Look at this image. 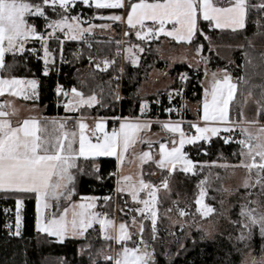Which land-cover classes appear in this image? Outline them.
Returning <instances> with one entry per match:
<instances>
[{"label": "trees", "instance_id": "16d2710c", "mask_svg": "<svg viewBox=\"0 0 264 264\" xmlns=\"http://www.w3.org/2000/svg\"><path fill=\"white\" fill-rule=\"evenodd\" d=\"M133 0H127L128 5ZM33 4L42 0H31ZM80 1H77L79 3ZM218 4L227 5L228 0H216ZM250 5L244 29L233 31L231 29H219L211 27L208 21L198 20V30L191 42H180L182 45H190L193 48L201 46L200 54L207 59L210 68L225 67L230 76L237 83L235 99L230 102L229 116L231 119H241L238 115L242 113L244 106V95L251 92L252 101L248 105L256 112L254 117L245 118L264 122V111L257 112L260 106L257 101L262 99L264 89V61L260 53L264 52V12L259 11L251 5L259 4L261 0H247ZM95 8V9H94ZM91 8L75 5L62 9L59 6L53 11L46 7L45 14L50 18L61 16H72L78 12L82 16L92 17L93 11L106 13L117 11L121 8ZM79 16V17H82ZM28 23L36 27L37 32L43 30L44 18L27 16ZM117 29L119 23H113ZM137 43L142 46L139 61L131 65L129 61H123L121 71L119 70V57L116 51L119 48L117 37H90L89 42L85 39L58 38L49 40V48L52 49L53 61L48 63L49 72L44 74V64L40 57L32 56L28 51L13 55L6 54L5 66L0 68V75L4 77L20 76L35 77L38 80L37 96L28 100L41 108L45 117L39 120L40 126H45L51 131V121L56 119L52 116L71 115L76 116H120L136 117L142 100L149 103L146 116L150 118H177L193 119L187 103H196L202 96V77L204 70L202 65L190 66L184 62H178L167 68V62L158 54L162 36L155 40L138 39L130 30ZM88 39V38H87ZM170 45H179L170 41ZM212 44L215 48H210ZM35 45L34 41L25 45L26 49ZM225 53L229 59L221 56ZM110 61L104 68L103 62ZM249 61H251L249 63ZM173 77L170 86L154 91L153 93H140L142 81L147 79L153 69H165ZM120 73V75H118ZM185 74V81L179 80L180 74ZM243 77L247 83L240 82ZM60 85L63 91H56ZM76 88L83 95L94 94L97 98L95 105L79 107L74 112L67 113L63 110V102L66 100L64 92ZM171 93V97L170 94ZM119 97V98H117ZM170 109L171 111H166ZM198 111V106L196 112ZM246 114V113H245ZM253 115V113H252ZM249 116V115H247ZM72 124L67 128L68 132H76V121L70 120ZM110 121L107 122L108 126ZM156 125L153 124L152 128ZM239 135H232L228 143L225 136L219 133L211 136L208 140H198L185 146L184 151L194 162L192 172L185 173L175 167L170 173L165 169H157L158 175L145 176L151 182L167 179V189L159 187L157 191L156 210L158 212L156 221L155 238H153L150 220L146 217L137 216L143 224L141 234L142 245L147 251L153 253L155 264H238L242 252L251 247L258 251L264 244L258 228L253 229L251 239L240 243L236 237L241 231L240 221L241 205L248 207H259L251 204V201H264V192L256 185V194L247 195V200L239 202L236 200L228 211L226 221L221 225L219 232L202 239L203 230L195 228L194 222L179 228L178 225L169 226L167 212L170 210L183 209L189 215L184 216L187 220L190 216L196 218L198 213L195 209V198L201 188L200 181L206 179L203 185L206 195L205 202L214 207L215 212L209 218L220 214L222 205L219 202L223 195V188L217 177L210 173L211 162L223 161L237 163L240 161L238 141ZM75 148L77 150V139L75 136ZM235 153V155H234ZM76 167L71 171L75 177L74 191L70 200L63 198L59 201L58 209L67 205L70 201L77 199L80 195H97L96 209L101 210L106 217L113 218L116 205L134 207V204L124 192H115V169L116 160L113 157H80L75 158ZM149 165V164H147ZM210 165V166H209ZM145 166V165H144ZM143 166V167H144ZM213 167V166H212ZM216 168V169H215ZM214 170H220L215 167ZM210 172V173H209ZM214 172V171H213ZM99 177V179H98ZM259 197L254 198V196ZM108 199H103V197ZM116 196V197H114ZM23 201L21 235H9V229L5 227L6 222H14L15 201ZM116 198V199H115ZM35 194L20 192L0 191V264H113L111 257L105 253L113 246L112 239H106L100 234L98 225L86 230L83 237H66L62 241L56 240L47 233H42L35 228ZM52 202H56L52 200ZM260 203V202H258ZM264 203V202H263ZM57 205V203H56ZM117 206V207H118ZM115 207V208H114ZM7 214L5 213V210ZM264 211V210H261ZM135 216V213H132ZM116 220L128 222L125 215L116 214ZM132 245V241L127 242ZM183 245V247H181Z\"/></svg>", "mask_w": 264, "mask_h": 264}, {"label": "snow or ice", "instance_id": "6c2138e0", "mask_svg": "<svg viewBox=\"0 0 264 264\" xmlns=\"http://www.w3.org/2000/svg\"><path fill=\"white\" fill-rule=\"evenodd\" d=\"M77 0H42V2L33 4L31 0H0V68L5 66V57L7 53L13 55L33 51L26 49L25 44L29 39L39 38L41 43L45 45L44 55L40 57L44 61V74L49 72L48 57L50 55L47 42L52 37L56 29L67 31L64 35L67 39L79 40L83 34L90 31L93 25L85 29L80 27V17H71L69 21L67 16L57 20H48L45 30L52 28V33L47 36L37 32L33 24L28 23L27 16L47 19L45 8L50 7L55 10L57 6L66 9L69 4H75ZM82 3L94 5L96 8H127L126 23L139 30L136 32L138 39H151L153 35L159 36L163 33L165 36L172 37L177 41L191 42L198 30V20L208 21L211 27L219 29H232L237 31L245 28L246 17L250 8L247 0H228L226 6H220L216 0H138L131 3L130 6L125 5L123 0H81ZM259 11L264 12V0L259 4L251 5ZM105 19L119 21L122 18L117 15L104 17ZM151 21L154 27H147L145 22ZM171 25V27H165ZM100 27H107L101 25ZM127 35V33H126ZM138 47V46H136ZM141 51L143 49H140ZM127 52L128 49H125ZM200 49L197 47V52ZM261 60L264 61V52L260 53ZM132 62L135 64L136 58L133 57ZM251 61H249L250 63ZM105 65L108 61L104 62ZM224 71V70H222ZM183 75V74H182ZM210 82V88L204 89L203 114L200 119L205 121L204 127L193 124L197 135L185 137L180 130V124L165 122L163 128L173 133L180 132L179 145L167 148L165 144H160V158L155 163L161 169H167L172 172L178 165H183V171L189 173L193 171V161L187 158L186 154L181 151L185 144L193 143L198 140H208L210 133L215 136L220 131L217 126H211L207 122H229V106L230 102L235 99L237 92V83L232 81L230 75L226 72L222 79L215 78ZM240 82L247 83L243 77L239 78ZM38 81L36 79L22 80L17 77L0 78V94L10 93L13 96L29 99L37 94ZM57 93L63 89L57 85ZM71 99L65 108L72 105L86 104L91 106L96 103V96L90 95L86 98L77 91L76 88L71 89ZM65 97L68 93L64 92ZM171 97V93L169 94ZM251 95V92H249ZM119 98V97H117ZM260 105L257 112L264 111V89H262V99L257 101ZM8 110L5 111L4 109ZM144 102H141V110L143 111ZM166 111H171L166 109ZM16 109L12 106L11 101L0 102V191L4 192H20L34 193L36 198V220L35 227L39 232L47 233L50 236L63 240L64 237L71 233L72 235H84L86 229L92 226L93 217L96 215L91 212L93 208L92 200L88 198L89 203H69L62 212L52 213L45 216L41 212V206L44 209L51 207V201L57 202L61 198L70 200L74 191V175L72 169L76 167V156H115L117 165L124 161V157L129 146L134 143L137 132L146 125L141 123H128L121 121L119 129H114L111 133H104V139L98 143H92L91 140L84 135V129L87 127L79 122V150L75 148V132L65 130V124L51 121L53 126L51 131L45 126H40L35 119H25L18 126H13L9 117L14 115ZM249 124L255 125L257 121H248ZM96 129L103 130V124L97 123ZM225 132L230 131L229 128L224 129ZM241 138L236 141L240 145L238 165H220V167H243L248 170L249 175L255 172V182L250 184L245 179L243 186L247 189L259 185L261 191L264 192V126L259 127L255 132L249 128L240 129ZM99 139V138H97ZM229 140L226 139L225 143ZM235 155V153H234ZM140 159H151L148 152L140 155ZM247 161V162H246ZM215 164V162H213ZM171 165V166H170ZM99 179V177H98ZM121 180L129 181L130 176H121ZM206 179L200 181L201 191L196 198L197 213L202 218H208L215 212L213 206L203 202L206 195L203 185ZM159 187L167 189V179L161 182V185H152L145 183L143 179L138 184L125 183L119 190L127 191L132 199L138 200V194L141 191L148 193V198L139 201L143 204V208H137L136 212L146 217L150 215L153 225L152 233L155 238L156 221L158 212L156 210L157 191ZM105 199H108L105 197ZM251 204H257L251 201ZM15 213V231H12L11 222H6L5 227L9 229V235L20 236L22 227V204L21 199H16ZM7 209L5 213L7 214ZM179 215L184 217L189 215L183 209L179 210ZM240 221H232V223H240L241 231L236 237L240 243H245L251 239L253 229L258 228L260 236L264 239V211L258 207H248L241 205ZM101 235L105 234V230L112 222L108 219L99 221ZM183 228V224H181ZM197 229L200 225H196ZM143 233V224L140 228ZM208 236V232L204 231L202 239ZM106 239H115L117 243L127 241L130 236L127 232L125 224H120L115 237H107ZM136 247H123L114 258V264H155L153 253L147 251V248L141 249L139 243ZM183 247V245H181ZM107 260H113L112 257H105ZM95 264V262H93ZM255 264V261L253 262Z\"/></svg>", "mask_w": 264, "mask_h": 264}, {"label": "rangeland", "instance_id": "374dc122", "mask_svg": "<svg viewBox=\"0 0 264 264\" xmlns=\"http://www.w3.org/2000/svg\"><path fill=\"white\" fill-rule=\"evenodd\" d=\"M127 0H123V3L125 4ZM134 2H138V0H133L131 1L128 6H130L131 3ZM75 5H80V6H87V7H91L94 8V5H88V4H84L81 1L79 3H75V4H69L68 7H72ZM220 6H226V5H222L220 4ZM95 9V8H94ZM46 15V14H45ZM112 15H117L120 16L122 19L119 21H113V20H109V19H105L104 17H108V16H112ZM32 16V15H30ZM74 16H82L79 12L75 15L72 16H68L69 21H71V17ZM92 17L89 16H82L83 20L80 21V27L82 28H89V25H93L94 27L91 28L90 31L86 32L83 34L81 39H85V42L88 43L89 42V38L90 37H109V38H114L117 37V42L119 44V48L116 51V54L119 57V70L121 71V64L123 61L127 60L126 54L130 56H133L139 53V51H141L140 49H143L141 45H139L136 41V39L134 38L133 35H130V30H132L136 36V32L139 30V25L136 26V28H133L131 26H129L126 23V18H127V8L123 7L120 10L117 11H110V12H106V13H99L96 11H93ZM47 19L45 20L44 23V27L42 32L44 33L43 35L47 36L49 33H52V28H48L47 30H45V25L48 22V20H57L60 19L61 16L59 18H50L46 15ZM119 23L120 28L117 29L116 27L113 26V23ZM147 27H154L152 23H149L148 21L145 22ZM101 25H107V27H100ZM165 27H171V25H166ZM132 28V29H131ZM67 31V29L64 30H60V29H56L54 35L52 37L49 38V40H53V38H58L59 41H62L64 39H67L64 35V32ZM127 33V35H126ZM163 34V33H161ZM160 34V35H161ZM164 35V34H163ZM157 37V36H156ZM164 37L167 39L163 40L165 47H162V45H159L158 47V54L161 58H163L164 60H166L167 62V68L171 67L173 64L178 63V62H185L186 64L189 63L190 66L196 67L198 65H202V67L204 68L205 65L208 66L207 64V59L200 54V51L197 52V48H193L190 45H182L180 42H185V41H177L176 39L172 38V37H168L165 36ZM88 38V39H87ZM80 39V40H81ZM91 39V38H90ZM48 40V42H49ZM40 41V39H39ZM170 41H175L177 42L179 45L172 46L170 45ZM33 42V41H32ZM47 42V48L48 51L50 53L49 57H48V63H51L53 61V53H52V49L49 48V43ZM35 43V42H34ZM187 43V42H185ZM36 47L35 49H37L39 51V54L44 55V47L45 45H43L40 41L39 43H35ZM128 45V46H126ZM138 46V47H136ZM128 47V48H127ZM199 49L201 50V46H198ZM210 48H215L214 45L210 44L209 45ZM125 49H128V51L126 52ZM42 51V53H41ZM142 52V51H141ZM141 54V53H140ZM221 56L225 57L226 59H229V56L225 53H221ZM43 61V60H42ZM128 61V60H127ZM105 62V61H104ZM103 62V67L106 68L109 64L110 61H108V64L105 65V63ZM44 64V61H43ZM188 64V65H189ZM225 69L227 72H229L228 69H226L225 67H220ZM205 78H204V85L206 86V88L210 87V82L213 79V72L214 71H210V70H206L205 71ZM120 75V73L118 74ZM34 78V77H33ZM36 79V78H34ZM37 80V79H36ZM203 98L200 99V101L198 102V104L194 103H187V106L189 108L190 113L193 115V112H195L196 109H191L189 106L190 105H194V107L196 108L198 106V110L200 112V114L198 112L196 114V118H195V123L197 126L199 127H204L205 126V121L201 120L200 117L203 114ZM243 102H244V106L242 109V113H240L238 116L241 118H248V117H254V114L256 112H254L253 110L250 109V106L248 107V105L251 103L252 101V96L249 95V93L244 95L243 98ZM69 104V102L67 103ZM77 105H72L69 108H74ZM80 106V105H78ZM68 108V109H69ZM230 108V107H229ZM246 113V114H245ZM253 113V115H252ZM249 115V116H247ZM118 118V117H115ZM70 120L71 119L70 117ZM69 119H66L64 121H57L60 123L65 124V130H67V128H70L72 126V124H70ZM118 120V119H117ZM79 122L84 123L85 125H87V127L83 130L84 131V135L86 137H88L92 143H98L100 141H102L104 139V133L107 132L106 131V125H104V130L105 132L101 131L102 134H96V132H94L93 136L90 135L89 133V123L86 121H77L76 122V139H77V151L79 150V135H80V128H79ZM171 122V121H170ZM117 123V122H116ZM171 123H176L174 121H172ZM209 123V125L211 126H217L219 128L223 127L220 126L221 122H207ZM180 124V123H179ZM264 125V122L261 123V126ZM109 127V126H108ZM116 127V126H115ZM186 128H189V126H187ZM193 129V130H192ZM190 133L185 135V128L182 124H180V130L184 133L185 137H190V136H195L197 135L195 128L192 127ZM95 131H98V129H95ZM164 134H166L163 130H161ZM99 133V132H98ZM170 135L165 136L160 138L157 142H155V144H153V146L151 148H149L148 150L143 151L141 149V147L138 146V141L137 139L134 141V143H132L129 148L126 151L125 157H124V161L119 165V172H118V179L121 181L119 183H117L116 187L117 189H120L125 183L126 181H123L120 179L121 176H130L131 179H139V177L142 178V172H143V166L147 165L149 163H152L153 166H155L157 169H161L160 167H158V165L155 163L157 160H159L160 158V144H165V146L167 148H172L174 146L173 141H175L176 145H179V141H180V132H169ZM174 135V139L173 140L171 137V135ZM232 135H239L236 133V131L233 132ZM99 136H101V138H99ZM209 138L212 136L210 133L208 134ZM167 137V138H166ZM240 137V136H239ZM238 137V138H239ZM99 138V139H97ZM239 140V139H238ZM184 146V145H183ZM181 151L183 152V147L181 148ZM144 152H148L151 159H145V160H141L140 159V155ZM81 157V156H80ZM188 158V157H187ZM189 159V158H188ZM215 164H213V162H211V169H210V174L213 175V177H217L219 183L222 186V190H223V195L220 197L219 202L222 205V211L220 214H215V216L211 217V218H202L199 214L198 217L194 218L192 216H190L187 220L185 219V217H181L179 215V210L181 208H179L178 210H170L169 212H167V217H168V221H169V226L173 227L174 225H178L179 228L181 227V224H183V226H186L188 224H191L194 222L195 228L197 224L200 225V229H202L203 231H207L208 232V236H212L213 234L219 232L221 229V225L223 224V222L226 221V217H228V211L229 209H231V207L234 205V202L239 201V202H244V200H247V195L254 193L256 195H258L256 193V186L255 187H250V188H245L243 186V182L245 179L249 180V183L252 184L255 182L256 176H255V172H253L251 175H249V172L247 169L243 168V167H220V165H238L239 161L237 163H228V162H223V161H214ZM247 162V161H246ZM171 166V165H170ZM210 166V165H209ZM213 166V167H212ZM180 169H183V165H178L176 166ZM215 167H219L220 170H214ZM216 169V168H215ZM167 170V169H165ZM214 171V172H213ZM139 174V177L138 175ZM135 175V176H134ZM164 181V179H161L157 182H154V185H161V182ZM127 184H137V183H127ZM205 189V188H204ZM201 191V188L198 190V193L196 195V198L199 196ZM118 192V191H117ZM127 194H129V192L124 191ZM254 196V198H258L257 196ZM131 196V195H130ZM116 197V196H114ZM88 198H93V197H88ZM88 198H84L81 203L87 204L89 203ZM148 198V196L146 195H141L138 194V201L144 200ZM196 198H195V209L197 212V205H196ZM116 199V198H115ZM130 200V199H129ZM254 201V200H253ZM133 202V201H132ZM203 202H205V199L203 198ZM257 204L260 207V210H264V201L263 200H259L256 201ZM260 202V203H258ZM91 203L93 204V208L91 209V212L95 213L96 215L93 217V222L92 223H96L98 224L99 230H100V234H101V228H100V223L99 221L102 219H108L112 222V224L106 228L105 230V234L102 235L103 237L107 236V237H115L117 235V229L118 226L120 224H125V222L122 221H118L116 220V214L120 213L122 215H125L126 218L128 219L126 228H127V232L130 236V239H128L127 241H122L120 243H117L115 241V239L113 240L114 246L110 249V250H106L105 253H108L111 255V257L113 258V264H114V258L116 257L117 253H119L121 251V249L123 247H136L137 243L141 241V236H140V228H141V222L137 219V216H142L143 218H146V216L142 215V214H138L136 212L137 209V205L133 202L134 207L132 208V206H128V205H124L119 207L118 205H116V210H114V215L113 218H108L105 216V214L102 216H98V213L100 214V212H102L101 210L96 209V204H97V200H92ZM207 204V203H206ZM142 208L144 207L143 204ZM118 206V207H117ZM42 207V206H41ZM115 208V207H114ZM100 211V212H99ZM16 213V211H15ZM135 213V216L134 214ZM21 216H22V210H21ZM150 222H151V218L150 215L147 217ZM152 225V223H151ZM93 227V226H92ZM22 228V227H21ZM87 230V229H86ZM12 231H15V218H14V222L12 224ZM21 231V230H20ZM86 232V231H85ZM85 234V233H84ZM70 237H83L84 235H72L70 233L69 235ZM128 241H132V245H128L127 242ZM139 247L141 249H144L145 247L142 245V243H139ZM149 252V251H148ZM255 261V264H264V244L260 247V249L258 251H254L253 248L251 247H247L241 255V259L239 261L238 264H253V262Z\"/></svg>", "mask_w": 264, "mask_h": 264}, {"label": "crops", "instance_id": "0c3cea01", "mask_svg": "<svg viewBox=\"0 0 264 264\" xmlns=\"http://www.w3.org/2000/svg\"><path fill=\"white\" fill-rule=\"evenodd\" d=\"M148 22L149 23H152L151 21H148ZM39 33L44 34L42 31H40ZM160 36H162V38H161V45H162V47H165L163 40H165L166 38L164 37L163 34H161V35H159L157 37L155 35H153L151 37V39H145V40H155V39H157ZM32 41H34L35 43H39L40 44L39 38L29 39L27 41V43H31ZM126 46H128V45H126ZM41 53H42V51H41ZM140 53H141V51H139V53L136 54V56L135 55L130 56V54L129 55L126 54L127 60L131 63V65H136L138 63L139 58H140ZM7 54H9V53H7ZM40 57H42L41 54H40ZM133 57H135L136 58V61H137L135 64L132 62ZM187 64H189V63H187ZM203 70H204V74H203L202 81H201V84H202V96H201V98L204 97V89L206 88V86L203 83L204 82V78H205V74H206V72H205L206 70H210V71L212 70V71H214L213 73H216V77L215 78H219V79H222L223 78V75H224L225 72L228 75H230L229 72H227L225 69L220 68V67H217V68H213L212 69L209 66L205 65V67L203 68ZM222 70H224V71H222ZM43 72H44V68H43ZM11 77H17V78H20L22 80H30V79H34L35 78V77L33 78V77H20V76H11ZM11 77H7V78H11ZM0 78H4V76H1L0 75ZM172 80H173V77L168 74L167 68H165V69H153L150 72V74L147 77V79H145L144 81H142V83L140 85V93H153L156 90L164 89V88H166V87H168V86L171 85ZM232 81L235 83V80L233 78H232ZM37 88H38V86H37ZM71 89L68 92V97H66V100L63 102V110L65 112H67V113L74 112L79 107L88 106L86 104H83V105H80V106H76L74 108H69V109L68 108H65V105L69 102V100L71 99V96H72ZM91 95H93V94H91ZM36 96H37V94H36ZM36 96H32L29 99H24L23 97L13 96V95H11L10 93H7V92L0 94V102L11 101L12 106L16 109L15 114L14 115H11L9 117V119L11 120L13 126H18V124L19 123H22L23 120H25V119H35V120H37L39 122L40 119L45 118L42 115L41 108L38 105H36L35 103H29V102H27L28 100H31V99L36 98ZM87 96H90V95H84L85 98ZM142 101L144 102L143 111L141 110V102ZM142 101L140 102L139 113H138V115L136 117H120L118 115H116V116H110V117L109 116H95V117L76 116V117H72L71 115H61V116H52L50 118L56 119L58 121H64L66 119H69L70 120V117H71V119H74L76 122L77 121H86L90 125V127H89V133H90L91 136H93L94 132H96V134H98V135L99 134H102L101 131L105 132L104 129L103 130L95 131L96 124L97 123L103 124V128H104V125H106V131H107V133H111L114 129H119V125H120V122L121 121L128 122V123H141V124H144L146 126L143 127V128H141L137 132L136 138H135V140L137 139V141H138V146L141 147V149L143 151L148 150L149 148H151L153 146V144H155V142H157L160 138L170 135V133H169L170 131L163 128V124L165 122H170V121L171 122L174 121L176 123L178 122V123H180V124H182L184 126L185 131L188 130L189 133H190V131L192 129V125L196 121L195 120L196 114H197V113H195L196 110H195V112H193V116H194L193 119H184L182 117H177V118L166 117V118H161V119L150 118V117H147L146 116V112L148 110L149 103L146 100H142ZM96 102H97V98H96ZM93 105H95V103L92 104L91 106H93ZM91 106H88V107H91ZM189 107L191 109H193V108L196 109L197 108V107L195 108L194 105H190ZM4 110L7 111L8 109L5 108ZM197 112L200 114L199 110ZM114 117H118V120H117V123H116V127L113 130H111V129L108 128L107 122L110 121L111 119H113ZM248 121H253V120H246L245 118H241V119H231L230 116H229V122H221L220 123L221 124L220 126H223V127L220 128V131L218 132V134L219 133H223L224 136H225V139H228L229 140L232 137L233 132L236 131V133L239 134V136H240L238 139H240L241 138V134H240V129L241 128H245L246 127V128H249L250 131L255 132L259 127H261V123L262 122H257L255 125H252V124H249ZM153 124L156 125L155 128H152V125ZM187 126H189V128H186ZM225 128H229L230 131L225 132L224 131ZM161 130H163L166 134H164ZM99 138H101V136H99ZM170 138H172L173 140H175L173 134L171 135ZM186 145L187 144H185L183 146V152L184 153H185L184 148H185ZM186 156H187V154H186ZM84 157H113L116 160V169H115V175H116V179H115V192H117V191L118 192H124V191H120L116 187L117 183H119L121 181L118 179V177H119V175H118L119 167L117 165V158L115 156H84ZM193 165H194V162H193ZM155 168L156 167L153 166L152 163H149V165H145L142 168L143 169L142 178L139 177V174H137L138 177H139V179H130L129 181H126V183H137L138 184V181L140 179H143L145 181V183H151L152 185H154V183L151 182L150 180H148L145 176L150 175L152 177H156L158 175V172H157V170ZM193 169H194V166H193ZM124 193H126V192H124ZM139 194H141V195L144 194V195L148 196V193L147 192H144V191H141ZM127 195L129 197V199L131 201H133L137 205V208H142L141 203L138 201L139 199L134 201L132 199V197L130 196V194H127ZM88 197H93V198H95V200H98L100 198L99 196L92 195V194L80 195L77 199L72 200L69 203H81V201L84 198H88ZM105 197H103V199H105ZM50 203H51V207L48 208V209H44L43 207H41V212L45 216H50V214H52V213L62 212L63 209L65 207H68V204H69L68 203L67 205H65L61 209L57 210L58 209V207L56 205L57 202H52L51 201ZM22 208H23V204H22ZM15 211H16V204H15ZM36 214H37V212H36V200H35V220H36ZM103 215H104L103 212H100V214L98 213V216H102L103 217ZM94 225H98V224L92 223V226H94ZM69 235H70V233H68L64 238L70 237ZM52 237H54V236H52ZM54 238L56 240H58V241H61L57 237H54Z\"/></svg>", "mask_w": 264, "mask_h": 264}, {"label": "built area", "instance_id": "2783aa9c", "mask_svg": "<svg viewBox=\"0 0 264 264\" xmlns=\"http://www.w3.org/2000/svg\"><path fill=\"white\" fill-rule=\"evenodd\" d=\"M83 20V18L82 17H80V21H82ZM35 47H36V44L35 45H33V46H31L29 49H32L33 51H28L32 56H34V57H40V54H39V51L37 50V49H35ZM183 74V75H182ZM182 74H180V76H179V80L181 81V82H184L185 81V74L184 73H182ZM57 88V87H56ZM117 119L118 118H113V119H111L110 120V125H109V129H111V130H113L114 128H115V126H116V122H117ZM264 126V125H263ZM189 133V131H187V132H185V134H188ZM158 183V182H157Z\"/></svg>", "mask_w": 264, "mask_h": 264}, {"label": "water", "instance_id": "95a60500", "mask_svg": "<svg viewBox=\"0 0 264 264\" xmlns=\"http://www.w3.org/2000/svg\"><path fill=\"white\" fill-rule=\"evenodd\" d=\"M77 1H81V0H77Z\"/></svg>", "mask_w": 264, "mask_h": 264}]
</instances>
